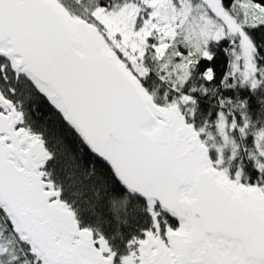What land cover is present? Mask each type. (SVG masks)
I'll return each instance as SVG.
<instances>
[{
    "label": "snow or ice",
    "instance_id": "6c2138e0",
    "mask_svg": "<svg viewBox=\"0 0 264 264\" xmlns=\"http://www.w3.org/2000/svg\"><path fill=\"white\" fill-rule=\"evenodd\" d=\"M0 264H264V0H0Z\"/></svg>",
    "mask_w": 264,
    "mask_h": 264
}]
</instances>
